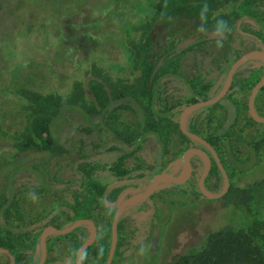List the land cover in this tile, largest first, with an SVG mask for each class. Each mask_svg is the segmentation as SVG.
Returning a JSON list of instances; mask_svg holds the SVG:
<instances>
[{
  "label": "rangeland",
  "instance_id": "1",
  "mask_svg": "<svg viewBox=\"0 0 264 264\" xmlns=\"http://www.w3.org/2000/svg\"><path fill=\"white\" fill-rule=\"evenodd\" d=\"M191 1L187 0L188 3ZM158 2L159 0H0L2 162L29 156L26 158V164H36L47 176L70 181L73 179V162L81 154L90 153L97 163L98 171H103L107 176L110 172L109 166L117 159L115 155L107 154L109 146L101 147L102 141L111 136L105 126L110 125L109 121L113 120L108 111L116 109L115 111L120 114L123 123L111 124L118 129L126 127L129 129L136 116L130 107L122 108L123 105L120 106L122 102L115 101L107 108H104V105L111 102L119 93L132 91L141 85L142 60L147 39L153 42L161 41V45L156 47L158 52L162 44H168L173 39L183 36L182 33L174 38L169 35L170 33L163 35L161 29L148 32L149 21L158 8ZM195 2L207 4L208 22L212 25H229L232 21L234 0H194ZM260 2L264 4V0ZM242 24L253 25L247 21ZM187 29L185 25H181L179 31L187 32ZM204 46L196 56L189 50L185 52L180 60V75L195 70L200 74L201 81L206 82V79H209L212 85L211 95L221 89L226 78L227 73H219L217 70L226 46L215 33L209 35ZM237 47L240 55L257 49L256 43L250 38H244L242 43L238 40ZM260 65H264V62L257 57L249 59L237 67L233 81ZM92 81L95 84H102L101 102L93 97L90 89ZM244 92L245 90L241 92L242 97L247 96V92ZM160 96L163 100L162 106L180 104L187 97L180 81L173 77L163 81ZM48 103L71 105L67 106L63 121H59L62 123L58 131L59 143L56 149L58 153L48 158L40 154L34 156L32 150H17L13 145L21 140L29 114L37 104ZM228 107L229 105L220 102L211 107L193 108L185 114L183 125L186 127L193 118L198 121L205 117L203 123L207 126L208 135V132L219 124H224V137L229 136L232 151L238 157L234 142L233 119L232 115L228 114ZM81 111L92 116V124L83 118ZM221 115H224L223 119H220ZM187 144L186 139L180 140L174 134L166 153L161 155L155 140L147 137L141 144L142 164L148 169L167 166V171L179 174L184 171L185 165L178 156L182 155ZM190 159L192 160L190 177L197 180L205 168L206 161L197 152H192ZM131 164L125 163L124 167H132ZM9 167L10 165L6 169ZM262 169L255 174H263L264 167ZM8 174L4 173L0 177V196L7 190ZM241 174L242 172L239 175ZM33 180V174L25 170L16 173L11 183L14 190L20 191V207L26 221L44 219L54 205V202L44 195H39L31 186L24 188ZM244 182V177L237 181L238 184ZM172 183H176L177 186ZM183 183L166 179L158 185L153 195L141 198L123 208L120 214L122 242L116 250L119 256L113 264H164L175 253L192 246L199 236L210 228L216 229L226 224H232L237 228L243 227L247 216L243 208L222 206L223 201L220 198L195 203L189 187L183 186ZM223 186L221 174H208L204 180V188L209 193H217ZM146 187L142 185L126 191L118 198L117 203ZM257 199L256 202L261 203L264 196L259 195ZM105 202L111 203L110 197H105ZM180 210L184 216L175 227L172 249L167 254L166 225ZM65 217V213L61 212L59 216L61 224ZM68 225L63 224L62 228ZM83 231L88 239L91 235V226L88 223L84 224ZM53 235L52 230L48 232L50 246L47 248L45 264H57L62 259L71 261V239ZM128 241L130 244L126 243ZM35 245L36 262L41 252L40 240ZM120 253H124L123 256ZM10 262L8 254L0 252V264Z\"/></svg>",
  "mask_w": 264,
  "mask_h": 264
},
{
  "label": "trees",
  "instance_id": "2",
  "mask_svg": "<svg viewBox=\"0 0 264 264\" xmlns=\"http://www.w3.org/2000/svg\"><path fill=\"white\" fill-rule=\"evenodd\" d=\"M232 16L229 25H212L208 22L207 4L204 2L159 0L158 8L149 21L148 32L161 29L163 35L170 33L169 35L174 38L182 33L183 36L173 39L168 44H162L158 52L156 47L161 41L153 42L147 39L142 60L141 85L132 91L119 93L111 102L104 105V108H107L115 101L122 102L120 106L130 107L136 116L129 129L127 127L118 129L111 124L123 123L120 120V114L115 111L116 109L108 111L113 120L109 121L110 125L105 124V126L109 129L111 136L102 141L101 147L109 146L107 154L117 157L115 163L109 166L111 174L108 172L106 176L103 171H98L97 163L90 153L81 154L73 162V179L70 181L47 176L36 164H26V158L29 156L5 162L0 159V177L4 173H9L6 176L7 190L0 196V249L8 252L15 264H35V244L40 238L43 227L51 225L61 229L63 224L68 225L81 218L92 220L96 226L95 240L83 250L80 257L81 264H105L110 246L111 222L118 198L128 190L142 185L147 186L158 172L167 170V166L163 165L149 169L143 166L141 144L147 137H152L162 155L169 148L175 133H179L183 139H188L178 127V112L183 105L162 107L160 89L163 81L166 78H177L193 92L191 102L205 95L209 90L210 80L201 81L200 74L195 70L180 75V60L188 50L193 56L201 52L209 35L213 33L221 38L226 46L223 59L217 67L219 73H227L230 64L240 55L237 47L238 40L242 43L244 38H250L264 52V4L260 0H234ZM245 21L253 25L243 26L242 22ZM181 25L188 28L187 32L179 31ZM263 77L264 65H260L235 81L244 83L249 88ZM93 82H91V92L93 97L101 102L103 100L102 84ZM199 83L202 84L198 86ZM67 106L71 105L68 103L61 106L49 103L48 105L37 104L27 118L21 140L13 147L22 151L32 150L34 156L40 154L48 158L58 153L56 151L59 143L58 131L62 123L59 121H63ZM82 115L89 124L93 123L89 113H82ZM222 130L217 129L214 134L218 135ZM209 141L215 147L229 178L228 190L219 197L223 201L222 206L243 208L247 215L246 220L242 228L232 224L218 226L216 229L210 228L200 235L192 246L175 253L164 264H264V200L261 203L256 202L259 195L264 196V173L257 175L255 173L259 171L250 168L253 159L246 162L237 159L229 143V136L225 135L224 149L220 151L215 141L211 138ZM178 157L182 158V155ZM125 163H132V167L125 168ZM9 165L10 167L6 169ZM25 170L33 174L34 180L24 188L31 186L39 195H44L54 202V205L44 219L33 220L19 226L20 222H24L20 207V191L14 190L11 183L16 173ZM144 170L149 173H145ZM240 172H242L241 175H239ZM208 174H221L214 160ZM242 177L245 178V182L238 184L237 181ZM172 184L177 186L176 183ZM183 186L189 187L195 203L199 204L212 199L206 198L199 191L198 179L189 177ZM106 193L111 199L109 204L105 202ZM197 205L194 204V206ZM61 212H64L66 216L62 224L59 222ZM183 216L181 210L177 211L175 218L166 225L167 254L172 249L175 227ZM12 219L20 222L13 226ZM120 219L121 216L117 223V243L111 264L119 256L116 250L122 242ZM83 226L84 224L64 235L54 233L53 237H64L72 241L71 261L62 259L57 264H75L76 251L87 239ZM12 230H15L14 233L18 239L9 237L8 233L13 232ZM27 239L31 243L29 246H25ZM126 243L130 244L129 241ZM49 246L50 240L47 241V248ZM123 254L120 253L122 256Z\"/></svg>",
  "mask_w": 264,
  "mask_h": 264
},
{
  "label": "water",
  "instance_id": "3",
  "mask_svg": "<svg viewBox=\"0 0 264 264\" xmlns=\"http://www.w3.org/2000/svg\"><path fill=\"white\" fill-rule=\"evenodd\" d=\"M257 56H261L264 58V52L261 49H253L247 52L242 53L241 55H239L229 66V69L227 71L226 74V78L225 81L223 83V86L221 87L220 91L212 98L207 99V100H202V101H197L195 103L189 104L186 107H184L179 115V128L180 130L189 138L200 142L203 146L206 147V149L208 150L209 154L211 155L212 159L215 161L222 177L224 180V186L221 189V191L217 192V193H209L205 190L204 188V180L206 178V176L208 175L210 166H211V159L210 156L208 155V153L200 148H187L183 154H182V160L184 162L187 163V169L185 171H182L179 174H173L170 171L164 170V171H160L158 172L153 180L147 185V187L143 190L140 191H136L134 193H132L131 195H128L126 197H124V199L122 201H120L119 203H117L115 210H114V214L112 217V222H111V239H110V246H109V250H108V256L106 259L105 264H111L112 263V259L115 253V249H116V243H117V223H118V219L119 216L123 210V208L125 206H127L128 204L135 202L141 198H146L148 196H150L158 187V185L163 182L164 180L168 179L171 180L173 182H177V183H183L185 182L190 176H191V172H192V161L190 159V156L192 154V152H197L198 154H200L206 161L205 164V168L202 171V173L199 176L198 179V188L199 191L206 197V198H219L221 197L223 194L226 193V191L228 190L229 187V178H228V174L225 171L219 157L218 154L216 153L215 149L213 148V146L206 141L204 138L188 131L186 129V127L183 125V118L185 116V114L196 107H202V106H206V105H210L214 102H216L217 100H219L220 98H222V96L225 94V92L227 91V89L230 86V83L232 81L233 78V74L235 72V70L237 69L238 66H240L241 64H243L244 62L248 61L249 59H252L253 57H257ZM264 86V77L256 83V85L253 86L250 96H249V100H248V110H249V114L250 116L256 120V121H264V118H258V116L256 115L254 108H253V100H254V96L256 94V91L260 88ZM88 223L91 226V235L90 237L85 240L80 247L78 248V250L76 251L75 254V258H74V263L75 264H81L80 262V257L81 254L83 252V250L91 245L96 237V226L95 224L92 222V220L90 219H86V218H81V219H77L75 221H73L72 223H70L68 226H66L65 228H56L54 226L51 225H47L45 226L41 233H40V246H41V252H40V257L39 260L37 262V264H43L45 261V257H46V253H47V237H48V232L50 230H52L55 234H59V235H64L66 233H69L70 231H72L73 229H75L76 227H79L82 224H86Z\"/></svg>",
  "mask_w": 264,
  "mask_h": 264
},
{
  "label": "flooded vegetation",
  "instance_id": "4",
  "mask_svg": "<svg viewBox=\"0 0 264 264\" xmlns=\"http://www.w3.org/2000/svg\"><path fill=\"white\" fill-rule=\"evenodd\" d=\"M257 48L260 49L258 47V45H257ZM180 84H181V86H183L184 93L186 94L187 97H186L184 102L180 103L183 106H182L181 110L179 111V115H180L182 109L184 107H186L187 105L195 103L197 101L210 99V98L214 97L220 91L219 90V91L210 95V91L212 89V85L210 84L209 90L206 92L205 95L198 97L197 100L191 102V100L193 98V95H192L193 92L189 88H187L184 84H182L181 82H180ZM200 84H202V83H199L197 85L199 86ZM254 85H256V84H254ZM254 85H252L248 88L246 86V84L238 83L237 81H233V78H232L230 86L227 89V91L225 92V94L222 96V98H220L219 100H217L216 102H214L210 105H206L205 107H211L212 105L218 104L220 102H223V103L229 105L227 111H228V114L232 115V119H233V128H234L233 131L235 133L234 142L236 144V151L239 154L237 159L240 161H244V162L253 159V161H251L252 163L250 164V168L254 171H259V169H262L264 167L263 166V163H264V121H256L249 114L248 100H249V96H250L251 90H252ZM198 88L199 87H197V91L199 92ZM242 89L245 90L244 93L247 92L246 97L241 96V92L243 91ZM202 107H204V106H202ZM253 108H254V111H255L256 115L258 116V118H264V86L260 87L256 91V94H255L254 100H253ZM196 109H201V107H196ZM222 111H224L223 106H222ZM179 115H178V120H179ZM221 116H223V117H221ZM221 116H219L220 119H223L224 115H221ZM204 118L201 117L198 121H196V119L193 118L191 121L188 122L186 129L188 131L204 138L209 143H210L209 139L211 138L212 141L216 142V146H217V149H219V151H220L219 145L222 144L221 149L223 150L224 149L223 144H224V138H225L224 137V129H225L224 124H219L215 129L208 132V135H207V126L205 123H203ZM178 127H179V121H178ZM217 129H223V130L218 135H215L214 131ZM179 130H180V128H179ZM181 133L184 134L182 131H181ZM175 135H177L180 140L183 139V137H181V135L179 133L178 134L175 133ZM187 141H188V144H187V147L185 148V150L187 148H190V147L191 148L196 147V148L203 149L208 153V155L210 156V159H211V166H210V168H211L212 164H213V159H212L211 155L209 154L208 150L206 149V147L203 146L200 142L195 141L189 137H188ZM213 148L215 149L214 146H213ZM215 151H216V149H215ZM154 193H155V191L151 195H153ZM18 222H20V221H17L14 219L11 220V223L13 226ZM24 222H20L19 226H23V224L29 223L31 221H26L24 219ZM2 229L4 230V228H2ZM42 229H41V231H42ZM3 230H2V232H5ZM12 231L13 232L8 233L9 237L16 240L17 236L14 233L15 230H12ZM41 231H40V233H41ZM28 240L29 239H27V241ZM47 240H48V237H47ZM28 244L31 245V243L28 241L25 244V246H28ZM0 252H5L8 254V252H6L3 249H0ZM8 256L10 257V261H11L10 264H15L13 258L9 254H8ZM45 259H46V257H45ZM38 260L35 262V264H37ZM43 264H45V261Z\"/></svg>",
  "mask_w": 264,
  "mask_h": 264
},
{
  "label": "bare ground",
  "instance_id": "5",
  "mask_svg": "<svg viewBox=\"0 0 264 264\" xmlns=\"http://www.w3.org/2000/svg\"><path fill=\"white\" fill-rule=\"evenodd\" d=\"M257 58L259 59V60H261V61H263L264 62V58L263 57H261V56H257ZM184 171L187 169V163L186 162H184ZM51 231V230H50Z\"/></svg>",
  "mask_w": 264,
  "mask_h": 264
}]
</instances>
